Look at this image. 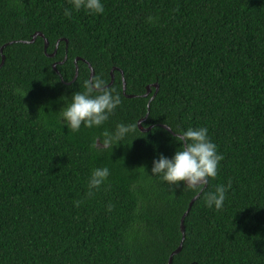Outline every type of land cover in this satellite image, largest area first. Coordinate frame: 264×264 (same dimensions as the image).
Returning a JSON list of instances; mask_svg holds the SVG:
<instances>
[{
    "label": "trees",
    "instance_id": "16d2710c",
    "mask_svg": "<svg viewBox=\"0 0 264 264\" xmlns=\"http://www.w3.org/2000/svg\"><path fill=\"white\" fill-rule=\"evenodd\" d=\"M102 3L66 17L68 0H0V264H167L195 196L172 264H264V0ZM38 31L46 50L30 42ZM89 64L122 102L72 132L58 111ZM117 123L137 129L94 145ZM171 126L206 127L223 155L198 195L149 175L179 147ZM96 167L110 175L89 195ZM229 181L223 207L207 208L205 193Z\"/></svg>",
    "mask_w": 264,
    "mask_h": 264
},
{
    "label": "clouds",
    "instance_id": "9594fccd",
    "mask_svg": "<svg viewBox=\"0 0 264 264\" xmlns=\"http://www.w3.org/2000/svg\"><path fill=\"white\" fill-rule=\"evenodd\" d=\"M68 3L71 9H64L66 17H71L73 11L81 9L97 15L104 12L102 0H68ZM15 92L23 97L26 95L22 89H15ZM70 98V100L65 99V106L58 111V119L63 127H67L72 132H79L82 125L84 128L101 127L122 102L120 94L115 89L107 87L105 80L100 76L86 79L83 90L73 92ZM136 129L137 124L117 123L112 131L105 130L95 138L94 145L104 149L113 148ZM174 132L176 134L173 140L179 144V147L170 158L160 154L158 158L153 159L149 175L158 177L169 186H179L183 182V189L186 188L198 195L204 190L209 179L216 178L223 155L209 139L206 127L174 129ZM109 175L107 167L94 168L87 185L89 195L93 190L98 189ZM230 188L231 181L227 185H217L214 191L205 193V206L219 211ZM74 203L79 206V201Z\"/></svg>",
    "mask_w": 264,
    "mask_h": 264
},
{
    "label": "water",
    "instance_id": "95a60500",
    "mask_svg": "<svg viewBox=\"0 0 264 264\" xmlns=\"http://www.w3.org/2000/svg\"><path fill=\"white\" fill-rule=\"evenodd\" d=\"M37 36H42V37L45 38L44 34H43L42 32H40V31H38V32H36V33L34 34L32 40H31L30 42H34ZM24 42H28V41L25 40ZM48 44H49V41L45 38V50L47 49ZM4 46H5V45H4ZM4 46L1 47V51L3 50V47H4ZM54 55H55V52H53V53H48V56H50V57H53ZM66 58H67V56L64 58V60H62V61H60V62H56V63L53 64V67H54V69H55L56 71H57V64H58V63H61V64L64 63ZM3 61H4V57H3V60H2V62H1V64H0V67H1ZM76 61H77V59H76ZM89 66H90V68H91V77H90V78H92L93 75H94V69L92 68V66H91L90 64H89ZM113 71H114V68L111 70V82H110V84L113 83V81H114V73H113ZM122 73H123V72H122ZM77 75H78V67H76V75H75V78L77 77ZM75 78H74V79H75ZM152 86L155 87V92H154V95L151 97V100H152V99L155 97V95L157 94V91L159 90V84H158V83H154ZM152 86L149 85V86L147 87V92L144 94L145 96H147V95L152 91ZM123 91H124V92L126 91V82H125V80L123 81ZM128 96H132V95H128ZM149 107H150V106L148 105V110H149ZM147 116H148V113H147V115H146L145 117L141 118V119L139 120V122H138V127H139L142 131H148V130H150L151 127H152V126L144 127V126L142 125V122H143L144 120H146ZM164 127L167 128L169 131L171 130L170 127H168L167 125H164ZM196 198H197V196H195V197L191 200V202L189 203L188 209L186 210V212L183 214V216H182V218H181V221H180V228H181V232H182V239H181V242H180L179 246H178V247H177V248H176V249L170 254L167 264H172V261H173V257H174V255H176L177 253H179V252L181 251V249H182L183 241H184V239H185V225H184V220H185V217L188 215V213H189V211H190V209H191V207H192V204H193V202L195 201Z\"/></svg>",
    "mask_w": 264,
    "mask_h": 264
},
{
    "label": "bare ground",
    "instance_id": "6f19581e",
    "mask_svg": "<svg viewBox=\"0 0 264 264\" xmlns=\"http://www.w3.org/2000/svg\"><path fill=\"white\" fill-rule=\"evenodd\" d=\"M243 9V8H242ZM261 12V11H260ZM263 14V13H262ZM242 19V18H241ZM255 22V21H254Z\"/></svg>",
    "mask_w": 264,
    "mask_h": 264
},
{
    "label": "flooded vegetation",
    "instance_id": "af4514ba",
    "mask_svg": "<svg viewBox=\"0 0 264 264\" xmlns=\"http://www.w3.org/2000/svg\"><path fill=\"white\" fill-rule=\"evenodd\" d=\"M60 62V61H59Z\"/></svg>",
    "mask_w": 264,
    "mask_h": 264
}]
</instances>
